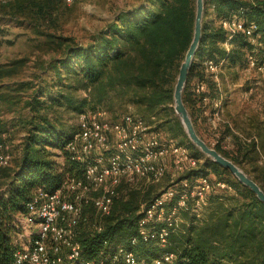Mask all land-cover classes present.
<instances>
[{
	"label": "trees",
	"instance_id": "16d2710c",
	"mask_svg": "<svg viewBox=\"0 0 264 264\" xmlns=\"http://www.w3.org/2000/svg\"><path fill=\"white\" fill-rule=\"evenodd\" d=\"M73 2L72 4H74ZM72 4L65 0H8L0 13L24 25L27 30L25 55L7 68L0 65V80L13 77L21 66H28L29 78L3 87L0 102H22L28 111L22 121L26 127L15 166L2 168L0 180V264H12L20 247L19 219L27 212V203L39 188L56 190L68 176L78 175L81 166L65 152V164L54 160L51 148H65L75 129H66L65 113L80 115L86 111H105L110 119L126 114L138 115L162 129L193 155L198 166L177 179L194 175L214 176L234 188V194L211 193L201 216L182 212L184 222L176 226L166 251L184 264H264V203L229 170L219 166L189 141L173 109V91L179 68L194 33L195 0H145L120 10L104 28L80 42L63 34L59 23ZM244 10L249 22L257 25L253 45L242 33L228 40L219 20ZM209 17V21L207 18ZM228 43L229 49L225 44ZM264 61V0H204L201 42L188 73L183 101L195 128L205 125L214 113L213 102L227 100L220 81L205 70V61H224L227 70L248 67V56ZM221 76L219 77V80ZM204 81L208 92L198 93L197 82ZM16 97L12 98V96ZM207 96L208 102L203 98ZM2 109V108H1ZM228 112V111H227ZM229 113V112H228ZM0 130V143L7 131ZM220 154L238 165L264 191V115H239L220 120L216 129ZM155 184L140 182L135 187L122 185L109 215L92 222L91 205L84 209L87 222L78 228L83 254L98 257L112 244L128 245L138 232V212L159 193ZM176 179V180H177ZM96 214V213H95ZM100 223L97 232L94 223ZM108 242V246L105 242ZM141 259H152L164 250L156 241L139 242L134 248Z\"/></svg>",
	"mask_w": 264,
	"mask_h": 264
},
{
	"label": "built area",
	"instance_id": "2783aa9c",
	"mask_svg": "<svg viewBox=\"0 0 264 264\" xmlns=\"http://www.w3.org/2000/svg\"><path fill=\"white\" fill-rule=\"evenodd\" d=\"M75 1L65 0L67 4ZM243 11L220 19L219 24L227 32L228 40L242 33L253 45H258V38L254 36L257 25L249 22ZM225 46L229 49L228 43ZM204 64L206 72L220 81L224 61L209 60ZM248 68L264 73V61L259 62L254 54H249ZM195 90L206 94L207 84L197 82ZM203 100L208 102L209 98L205 96ZM213 106L210 117L215 123L221 118V99L215 100ZM216 143L218 137L212 145ZM65 151L81 166V172L68 176L56 190L35 191L27 203L26 214L19 219V243L24 229L27 245L22 244L15 251L12 264H184L175 253L166 251L181 213L190 212L199 217L211 193L234 194L232 185L209 175L177 179L193 171L201 160L185 144L162 134L138 115L129 113L112 120L103 110L83 112L78 115L77 132L66 143ZM10 162L8 147L1 142L0 170ZM169 174L173 178L171 185L141 206L138 232L129 239L128 245L108 246L106 241V253L95 258L83 254L78 228L88 220L84 214L86 206L91 205L96 215L103 218L110 214L120 186L135 187L140 182L155 184ZM94 229L100 232L101 224L94 223ZM153 241L164 251L152 259H141L134 251L135 246Z\"/></svg>",
	"mask_w": 264,
	"mask_h": 264
},
{
	"label": "rangeland",
	"instance_id": "374dc122",
	"mask_svg": "<svg viewBox=\"0 0 264 264\" xmlns=\"http://www.w3.org/2000/svg\"><path fill=\"white\" fill-rule=\"evenodd\" d=\"M8 0H0V8ZM145 0H76L74 4L66 9V14L60 20V27H62L63 34L72 35L80 42H86L89 37L105 27L108 21L115 17V14L120 10L133 7ZM209 21V17L207 18ZM27 30L24 25L18 21L9 18L0 13V65L4 67L11 66L12 62L25 55L29 48L27 44ZM31 74L28 66H21L17 69V74L13 77H5L0 80V94L5 92L3 87L12 85L15 82L27 80ZM221 86H223V96L226 97L227 106L221 112L222 120L229 119L232 116L239 115L244 118L246 114L253 112L264 115V73H259L256 70L247 68L244 69H229L223 67L220 74ZM15 98L16 95L12 96ZM2 102V115L0 116V130L3 127L7 131L4 139V144L8 147V153L11 156V165L15 166L16 160L20 154V147L22 145L23 137L26 133V127L23 119L27 118L28 111L24 108L23 103L16 101ZM229 113H228V112ZM208 122L205 125H199V131L203 139L212 145L215 138L218 137L216 129L220 122L215 123L211 120L210 110L205 113ZM63 121L66 129L77 130L78 116L65 113ZM162 134H166L164 130H160ZM213 146V145H212ZM55 154L54 160L59 164H65V148H51ZM2 172H0L1 176ZM171 176V174H169ZM210 178H214L209 174ZM1 179V178H0ZM169 179H165L163 184L155 187L154 193H159L162 188L167 185ZM2 181L0 180V191ZM91 221L100 220L94 211L88 214ZM180 221L184 222L181 216ZM28 235L23 229V235L20 236V245H27Z\"/></svg>",
	"mask_w": 264,
	"mask_h": 264
},
{
	"label": "water",
	"instance_id": "95a60500",
	"mask_svg": "<svg viewBox=\"0 0 264 264\" xmlns=\"http://www.w3.org/2000/svg\"><path fill=\"white\" fill-rule=\"evenodd\" d=\"M204 20V0H195L194 33L185 58L180 65L178 76L173 91V109L179 118L184 132L189 141L203 154L219 166L227 169L237 181L249 188L256 197L264 203V191L250 178L238 165L220 154L214 147L210 146L198 134L192 117L183 101V93L188 80V73L197 54L201 38Z\"/></svg>",
	"mask_w": 264,
	"mask_h": 264
},
{
	"label": "crops",
	"instance_id": "0c3cea01",
	"mask_svg": "<svg viewBox=\"0 0 264 264\" xmlns=\"http://www.w3.org/2000/svg\"><path fill=\"white\" fill-rule=\"evenodd\" d=\"M3 137L5 138L6 136H5V135H3Z\"/></svg>",
	"mask_w": 264,
	"mask_h": 264
}]
</instances>
